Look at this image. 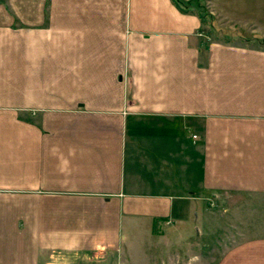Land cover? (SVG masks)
I'll return each instance as SVG.
<instances>
[{"label":"crops","instance_id":"obj_1","mask_svg":"<svg viewBox=\"0 0 264 264\" xmlns=\"http://www.w3.org/2000/svg\"><path fill=\"white\" fill-rule=\"evenodd\" d=\"M201 1L264 37V0ZM208 32L172 0H0V264H129L211 203L213 264H264V48Z\"/></svg>","mask_w":264,"mask_h":264},{"label":"rangeland","instance_id":"obj_2","mask_svg":"<svg viewBox=\"0 0 264 264\" xmlns=\"http://www.w3.org/2000/svg\"><path fill=\"white\" fill-rule=\"evenodd\" d=\"M212 19L217 29L232 39L233 43H244V39L254 40L256 37L264 40V37L251 30L238 29L227 21ZM208 33L211 42L216 39L212 38V31ZM218 212V205L211 203L203 224L195 219L188 220L187 227L181 233H172L166 238H154L152 235L130 238L124 249L130 257L129 264H213L226 247L224 241L231 242L234 237V232L227 229V221L221 219ZM160 226L163 225L160 223ZM127 250L130 251L127 253Z\"/></svg>","mask_w":264,"mask_h":264},{"label":"trees","instance_id":"obj_3","mask_svg":"<svg viewBox=\"0 0 264 264\" xmlns=\"http://www.w3.org/2000/svg\"><path fill=\"white\" fill-rule=\"evenodd\" d=\"M173 4L176 5L184 14H193L199 17L202 24L209 28L213 34L218 35L227 43H233V40L225 36L221 30H218L211 15L207 13L205 2L201 0H172ZM244 43L247 45L257 44L261 48H264V40L259 38L244 39ZM155 234H163L162 231H157L154 228Z\"/></svg>","mask_w":264,"mask_h":264},{"label":"built area","instance_id":"obj_4","mask_svg":"<svg viewBox=\"0 0 264 264\" xmlns=\"http://www.w3.org/2000/svg\"><path fill=\"white\" fill-rule=\"evenodd\" d=\"M197 136L195 135L194 138H196Z\"/></svg>","mask_w":264,"mask_h":264}]
</instances>
